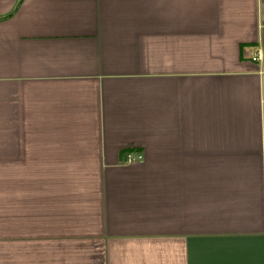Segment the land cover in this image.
<instances>
[{
  "label": "crops",
  "instance_id": "obj_1",
  "mask_svg": "<svg viewBox=\"0 0 264 264\" xmlns=\"http://www.w3.org/2000/svg\"><path fill=\"white\" fill-rule=\"evenodd\" d=\"M0 264H264V0H0Z\"/></svg>",
  "mask_w": 264,
  "mask_h": 264
},
{
  "label": "built area",
  "instance_id": "obj_2",
  "mask_svg": "<svg viewBox=\"0 0 264 264\" xmlns=\"http://www.w3.org/2000/svg\"><path fill=\"white\" fill-rule=\"evenodd\" d=\"M259 58H260V53H257L255 56H254V58H253V60H259ZM143 159V155H136V154H134V153H128L127 155H126V159H125V161L127 162V163H132V162H135V161H139V160H142Z\"/></svg>",
  "mask_w": 264,
  "mask_h": 264
}]
</instances>
